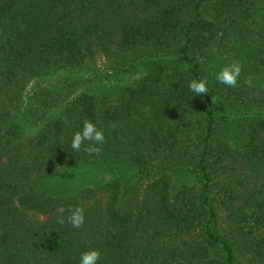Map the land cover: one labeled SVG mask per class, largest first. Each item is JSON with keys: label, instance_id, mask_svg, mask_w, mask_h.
<instances>
[{"label": "trees", "instance_id": "1", "mask_svg": "<svg viewBox=\"0 0 264 264\" xmlns=\"http://www.w3.org/2000/svg\"><path fill=\"white\" fill-rule=\"evenodd\" d=\"M99 57L143 65L116 102L27 93ZM232 61L234 88L215 79ZM84 120L104 132L99 154L71 148ZM71 163L111 177L42 188ZM90 249L97 264H264V0H0V264H80Z\"/></svg>", "mask_w": 264, "mask_h": 264}, {"label": "rangeland", "instance_id": "2", "mask_svg": "<svg viewBox=\"0 0 264 264\" xmlns=\"http://www.w3.org/2000/svg\"><path fill=\"white\" fill-rule=\"evenodd\" d=\"M142 71L143 65H136L119 73L115 61L99 57L77 70L60 71L48 78L34 79L29 83L27 93L33 90H47L57 96L87 90L112 103L119 99L123 88L133 83ZM21 123L25 130L23 134L25 137L28 135L30 124L26 120H22ZM110 177L108 170L91 163H71L46 178L42 183V188L56 194L73 193L83 187L97 186L109 180ZM175 179L183 180V178L176 177Z\"/></svg>", "mask_w": 264, "mask_h": 264}, {"label": "clouds", "instance_id": "3", "mask_svg": "<svg viewBox=\"0 0 264 264\" xmlns=\"http://www.w3.org/2000/svg\"><path fill=\"white\" fill-rule=\"evenodd\" d=\"M242 66L239 61H232L229 64L223 66L219 72L216 73L215 79L220 83L228 87H237L238 78L240 77ZM246 85L251 86V81L246 79L244 81ZM190 91L196 95L207 94L209 88L207 87V81L205 79L192 80L188 85ZM212 100V97H211ZM85 141H91L92 143L83 147V151L89 155L95 153L99 154L101 151L97 145L105 143V136L102 129H98L97 126L89 120L83 121V127L81 131L74 133L71 140V148L79 152L82 150V145ZM61 212L64 210L61 209ZM70 215L67 216L66 220L73 228H81L84 223V209L76 206L71 208ZM57 223L63 225L65 218L60 216L57 218ZM101 258V253L97 249H90L81 254L80 264H97V261Z\"/></svg>", "mask_w": 264, "mask_h": 264}]
</instances>
